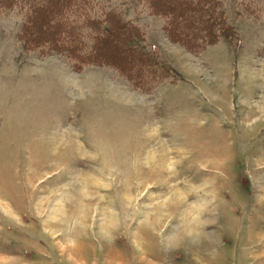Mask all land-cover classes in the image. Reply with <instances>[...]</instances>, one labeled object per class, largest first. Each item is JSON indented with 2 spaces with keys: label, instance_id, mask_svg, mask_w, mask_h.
<instances>
[{
  "label": "rangeland",
  "instance_id": "374dc122",
  "mask_svg": "<svg viewBox=\"0 0 264 264\" xmlns=\"http://www.w3.org/2000/svg\"><path fill=\"white\" fill-rule=\"evenodd\" d=\"M42 1L0 0V264H264V0Z\"/></svg>",
  "mask_w": 264,
  "mask_h": 264
},
{
  "label": "trees",
  "instance_id": "16d2710c",
  "mask_svg": "<svg viewBox=\"0 0 264 264\" xmlns=\"http://www.w3.org/2000/svg\"><path fill=\"white\" fill-rule=\"evenodd\" d=\"M33 1V8L36 9L35 12H42L44 10H49L50 8V3L49 2H45L42 0H31ZM169 1H173V0H167V2ZM200 1V0H199ZM164 2V0H163ZM177 2H179L180 5L183 4V8H191V5H187L186 3L188 2L189 4L190 1L189 0H178ZM210 1H208L209 3ZM35 4V5H34ZM58 5H60V7H66L65 6V1L60 0ZM207 5V12L210 13V15L205 16V20L203 19V21H201L200 26H201V31H203L204 28V24L203 23H208L209 26H222L220 23V16L217 14H214L213 12V5L210 6V8H208L209 4ZM202 6V5H200ZM177 7V6H176ZM80 6H76L75 4L72 5V10L70 9V11H67L68 13L65 14H57L51 18L50 22H49V27L52 30H57L56 33H54V39L56 42H58V44L61 43L62 46H64L67 50H74V49H80V47H86L88 45H93L94 43H96L97 40L102 39V37L104 36V34H110L111 33V28L110 26H107L105 28H102L101 31L98 30V27L96 26L98 23H105L106 25L109 23H111L110 20H108V16L104 15V16H98V11L96 13L93 12L94 9L92 7V9L88 8V10L84 11L81 10L79 12ZM200 9V7L198 8ZM101 10V9H100ZM101 12V11H100ZM99 12V13H100ZM213 17L215 18V20H213ZM197 22L199 23V20H197ZM103 26V25H102ZM214 26V27H215ZM62 28V29H61ZM58 29H60L61 31H58ZM193 29V28H192ZM210 31V28H209ZM121 35V34H120ZM123 36V35H121ZM125 38V37H124ZM191 38H194L193 36ZM199 40V42L202 44L201 41H203L205 39L204 37H198L197 38ZM56 42H54L55 44H57ZM87 48V47H86Z\"/></svg>",
  "mask_w": 264,
  "mask_h": 264
},
{
  "label": "bare ground",
  "instance_id": "6f19581e",
  "mask_svg": "<svg viewBox=\"0 0 264 264\" xmlns=\"http://www.w3.org/2000/svg\"><path fill=\"white\" fill-rule=\"evenodd\" d=\"M88 179H90V178H88ZM86 180V179H85ZM55 211V210H54ZM54 216L55 217H66L65 216V214H64V210H62V209H60V208H58L55 212H54ZM114 221V220H113ZM112 220L110 221V222H113ZM104 225V224H103ZM111 225V224H110ZM109 225V226H110ZM56 228H58V227H56ZM188 231H190V230H188ZM194 231V230H193ZM183 233V232H182ZM189 233V232H188ZM192 236H190L189 238H191ZM194 237V236H193ZM206 239V238H205ZM182 241V240H181ZM179 242V241H178ZM178 242H177V239H173V240H171V243H174V244H178ZM206 243H208L207 241H206ZM205 244V243H204ZM209 244V243H208ZM193 248V247H192ZM194 249V248H193Z\"/></svg>",
  "mask_w": 264,
  "mask_h": 264
}]
</instances>
